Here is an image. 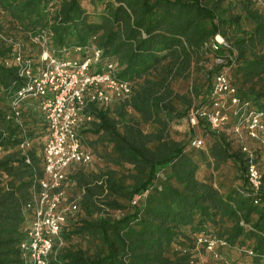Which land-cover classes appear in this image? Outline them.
<instances>
[{
    "label": "trees",
    "instance_id": "1",
    "mask_svg": "<svg viewBox=\"0 0 264 264\" xmlns=\"http://www.w3.org/2000/svg\"><path fill=\"white\" fill-rule=\"evenodd\" d=\"M215 36L226 46L213 49ZM91 44L101 52L92 70L111 63L131 94L87 105L91 120L78 134L93 160L67 169L64 204L76 210L65 217L52 263L200 264L202 254L205 264H264V150L248 134L250 113L264 123V15L256 0H0V264H28L20 246L47 138L38 99L21 103V126L7 118L24 84L14 58L37 67L43 53L76 58V48ZM221 71L237 112L216 131L201 117L191 126L190 110L210 108ZM181 122L183 137L175 130ZM196 137L202 146L190 145ZM244 148L261 173L257 191Z\"/></svg>",
    "mask_w": 264,
    "mask_h": 264
},
{
    "label": "built area",
    "instance_id": "2",
    "mask_svg": "<svg viewBox=\"0 0 264 264\" xmlns=\"http://www.w3.org/2000/svg\"><path fill=\"white\" fill-rule=\"evenodd\" d=\"M256 1L264 15V3ZM220 46H226V43L220 36H215L212 48L217 50ZM75 52L78 57L65 60L43 53L41 64L37 67L23 60L19 54L14 58V65L24 84L9 101L10 115L7 118L21 126L20 105L24 100L34 98L39 100L38 108L47 123L43 148L44 176L38 180V189L33 192L27 206L30 219L25 230L26 238L20 246L28 264H53L55 252L62 246L61 226L66 215L76 210L74 202L64 204L62 184L71 164H90L93 160L91 151L82 146L78 134L80 126L91 120L85 115L87 105L97 103L106 107L128 99L131 94L130 84L117 77L111 63L104 62L103 67L92 70L101 56L94 45L78 47ZM216 62L222 64L223 60L217 59ZM210 100V108L190 110L188 121L191 126H195L197 118L201 117L211 130L216 131L224 124L228 111L237 112L239 100L235 97V89L229 83L226 71L214 75ZM235 131L238 132V128ZM248 134L258 140L264 150V123L258 114H249ZM202 144L203 140L196 137L190 145L200 147ZM29 146L30 143L25 140L20 149L24 151ZM243 150L247 155V180L257 191L261 173L252 153L246 148ZM206 249L212 252L213 243L208 242Z\"/></svg>",
    "mask_w": 264,
    "mask_h": 264
},
{
    "label": "rangeland",
    "instance_id": "3",
    "mask_svg": "<svg viewBox=\"0 0 264 264\" xmlns=\"http://www.w3.org/2000/svg\"><path fill=\"white\" fill-rule=\"evenodd\" d=\"M211 66L212 65L210 64L209 67H211ZM187 129L188 128H187L186 122H181V123H178L177 125H175L176 134H178V136L183 137L184 133H186ZM207 259L208 258L206 256L201 254V256H200V264H205Z\"/></svg>",
    "mask_w": 264,
    "mask_h": 264
}]
</instances>
